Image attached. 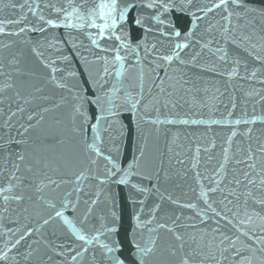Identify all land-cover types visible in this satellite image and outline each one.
I'll return each mask as SVG.
<instances>
[{"label": "water", "instance_id": "1", "mask_svg": "<svg viewBox=\"0 0 264 264\" xmlns=\"http://www.w3.org/2000/svg\"><path fill=\"white\" fill-rule=\"evenodd\" d=\"M215 2L217 0H194L197 6L203 7H211ZM48 3L62 6L64 0H0V26L5 28V32L0 33V63L4 65L0 72L5 74L0 76V84L9 75L12 79L7 82L13 84L12 88L0 93V96L7 97L0 100V169L3 170L0 171V186L8 180L15 163L20 165L16 175L23 178V183L13 193L0 196L16 194L24 197L21 201H9L8 211L0 212V251L5 241L11 239L15 243L31 227L33 233L24 236L11 249L7 264H74L65 249L74 247L75 251H79L84 246V242L75 235L76 230L82 228L89 239L99 230L102 234L98 239L109 247L117 246L122 257L128 256L134 238L143 244L149 235H154L156 254L152 259H167L176 264L183 253L207 244L215 235L209 231L216 226L211 220L198 222L202 219L199 208L183 205L195 203L204 207L203 202L197 199L200 188L211 187L209 179L213 178L212 173L219 165L225 163L228 173L220 185L225 189V195L228 191L227 179L232 177L241 179L240 186L233 185L238 194H242L245 187H252L242 178V173L247 170L245 165L250 163L245 156L250 152L257 164L250 175L258 179L264 174L260 173L264 153L258 151L264 146V60L256 61L247 52L229 44L230 53H238L247 65L241 64L235 69V75L228 76L226 73L234 70L233 64L217 60L205 49L195 62L198 67L193 63L172 62L167 70L171 79H165L163 95L152 83L146 68L143 75L138 68L129 69L125 73L129 83L135 84L138 89L143 81L146 106L142 104L141 109L149 119H141L140 113L133 115L121 111L118 118L107 117V121L116 122L98 123L95 117L100 113L95 105H88L89 123L85 126L77 120L80 130L74 133L69 119L71 96L67 89L58 88L50 79L52 73L45 64L55 61V66L62 69L55 74L57 79H63L69 86L79 85L90 96V79L102 71L104 64L103 60L97 61L94 57L110 55L102 49L105 45L115 46L118 42L97 37V44L93 45L83 32L72 31L70 38L62 27L46 28L44 20L56 15L45 6ZM244 3L253 8L264 7V0H244ZM229 11L233 12L231 21L237 26V34L241 31L247 33L259 44V38L264 36V16L255 11L245 13L243 8L236 9L230 0ZM237 11L243 15L237 17ZM135 15L136 9L130 10L128 23L133 42L142 35V29L132 24ZM225 15L223 7L212 9L197 24H192L189 15L173 9L162 19L166 21V29L169 27L167 21H171V29L178 30L180 36L169 39L156 34V39L160 41L157 47L166 52L173 43L183 41L188 28H192L194 37L189 47L181 52V58L190 59L191 54L199 50L196 40L205 42L215 37L225 26ZM41 16L44 20L40 19ZM209 25L212 27L209 28ZM152 35L149 33V37ZM253 51L264 56V48L258 47ZM37 53H42V56ZM121 55L124 53L121 52ZM138 55L145 56L143 47ZM61 56L66 58L60 59ZM134 59L133 55H128L125 67ZM119 68L120 64L113 62L109 68L111 75L105 79L109 82L115 79L114 69ZM253 69L255 75L249 79ZM160 76H165L163 69ZM169 84L173 87H168ZM169 92L171 96L167 95ZM16 93L21 99L16 98ZM62 99L67 103L61 102ZM157 99L159 103L155 102ZM165 99L171 102L165 105ZM18 106L23 107L24 112H17L9 118L8 111H14ZM41 108H48V111L40 113ZM32 111L38 112V116L29 121L27 116ZM39 115H43V120H39ZM253 117L256 119L253 120ZM157 119L159 122H154ZM92 124H98L95 131ZM94 136L99 137L96 147L102 155H96L82 143L84 140L92 143ZM141 148L143 156H140ZM226 148L227 162L224 161ZM18 153L24 155V161H16ZM106 157H111L119 167H113ZM135 157H140L138 163L133 164L130 174L122 182L124 170ZM237 160L242 163H236ZM28 165H31L30 169ZM108 169L113 175H108ZM81 172L84 175L77 181L76 176ZM49 178L55 183L47 184ZM41 180L46 186L36 193L35 188ZM11 182L16 183L15 180ZM77 187L81 189L79 193L75 191ZM252 190L254 194L264 192L258 187H252ZM66 193L67 199L76 205L75 210L73 204L61 206ZM210 195L216 201L222 198L219 192ZM93 199L96 203L92 205L90 219L82 223L83 213ZM229 199L233 201L231 205H214L218 211L231 209L227 214L238 227L229 226L228 233L239 236L241 242L247 243L252 241L239 231L240 228L264 237V232L260 231L264 227V219L261 218L264 217V206L249 200V208L256 211L246 213L243 195H240L239 201L231 196ZM49 200L54 201L55 208L49 205ZM3 206L0 199V207ZM57 211L62 212V216H55ZM232 212H237V216L233 217ZM208 215L213 214L209 211ZM150 216L154 217L152 222L145 223ZM243 220L248 223H241ZM172 221L177 226L173 231L183 236V250L179 248L180 242L175 240L173 232L156 229L157 223L171 225ZM225 223L220 221L221 231L225 230ZM7 229H12V233ZM149 229H155V232L149 233ZM29 245L34 251L29 261L25 262L23 257L30 250ZM170 246L177 248L175 256L169 255ZM240 246L238 242L236 247ZM255 246L260 247L259 244ZM61 251L64 255L57 254ZM242 254L248 255L247 252ZM238 259L231 255V251L224 252L223 257L217 251L212 264L217 261L219 264H238ZM97 262L103 264L101 249L93 241L75 264Z\"/></svg>", "mask_w": 264, "mask_h": 264}, {"label": "snow or ice", "instance_id": "2", "mask_svg": "<svg viewBox=\"0 0 264 264\" xmlns=\"http://www.w3.org/2000/svg\"><path fill=\"white\" fill-rule=\"evenodd\" d=\"M233 7L236 9L243 8L245 13L247 11H255L259 12L262 16H264V7L262 8H253L249 7L244 3V0H230ZM48 8H51L53 13L56 15L52 18H48L44 20L41 16L40 19L44 20L45 27H53V28H64L66 30V35L70 37V33L72 31L83 32L88 38L91 40L93 45L97 44V37L103 38L107 40H115L118 43L115 46L105 45L102 49L105 53L110 55H105L104 57L95 56L94 59L97 61L103 60V69L100 71L95 78L90 79V84L92 85V94L89 96L86 90H81L79 85L69 86L67 83L63 81V79H57L56 73L58 71H62L55 66V61L51 63L45 64L46 67L50 68L52 75L50 79L56 84L58 88L67 89L71 96V103L69 104V119L72 124V131L74 133H78L80 128L77 125L76 121L80 120L85 126L89 123V116L87 114V106L95 105L97 111L100 115L95 117L98 123L107 122L109 124L116 121H107V117L118 118L121 111L131 112L133 115L140 113L141 119H149V117L143 114L141 109V105L145 104V93H144V84L141 81L138 89L135 84H131L125 77V73L132 68H138L141 72V75L144 73V69H147L148 74L152 78V83L155 87L158 88L159 94H165V79H171L168 77L167 70L171 67L173 61H179L180 64L193 63L194 66H199L195 64L197 58L201 55L205 49L208 54L215 57L217 60L229 61L233 64V71L227 72L228 76L235 75V69H238L241 64L247 65V61L242 60L238 53H230L228 45L231 44L237 49H241L242 51L247 52L249 56H252L256 61L264 60V56L259 53L253 51L254 49L260 47L264 48V36H261L260 43L256 44L253 41L251 35L240 32L237 34V26L232 23L231 17L233 16V12L229 11V0H217V2L212 3L211 7H203L197 6L194 3V0H182V2H177V0H64L62 6H58L55 3H48L45 5ZM23 7V5H21ZM223 7L225 15L223 19L226 21L225 26L220 30V32L215 37L208 38L205 42H202L200 39L196 40V44L199 45V50L195 51L191 54L190 59L181 58V52L188 48L192 38L194 37V30L192 28H188L185 33V38L183 41H177L173 43L166 52H162L161 48L157 47V44L160 43L156 39V34L164 38L171 37H179L180 32L178 30L173 31L171 29V21H167L169 27L166 29L165 19L162 17L166 16L173 9H178L182 12H185L191 18L192 24H197L199 20L203 19V17L212 9ZM39 8V4H37V9ZM136 9V15L132 19V24L136 27L142 29V35H140L134 42L131 40V28L128 23V14L130 10ZM32 10V9H30ZM35 11V10H32ZM237 17L243 15V13L237 11L235 13ZM19 22V21H17ZM11 23V21H9ZM231 25V27H229ZM212 26L209 25V28ZM37 30V29H34ZM43 31V29H38ZM23 31V29H20ZM5 32V28L0 26V33ZM149 33L153 34L149 37ZM71 38V37H70ZM99 47V45H97ZM143 47L145 56L141 57L138 55V51ZM75 48V45H73ZM86 51V50H85ZM33 52H36V49L33 48ZM121 52L124 55H121ZM77 56L80 55L79 52L76 53ZM38 56H42V53H37ZM128 55H133L135 59L132 63H126V57ZM66 57L61 56L60 59H65ZM146 61V63H145ZM120 64L119 69H114L116 78L109 82L105 79L111 75L109 72V68L112 67V63ZM4 65L0 63V69H3ZM164 70L165 76L162 78L160 76V70ZM71 74V73H69ZM4 72H0V76H4ZM255 75V69H253L251 75H249V79ZM91 76V74H90ZM12 77L6 76L5 82L0 84V93H3L7 89L13 87V84L8 83ZM158 81V83H157ZM168 87H173V85L169 84ZM16 98L21 99L19 93H16ZM168 96H171V93H167ZM107 99H104V98ZM7 97L0 96V100L6 99ZM149 98H151V85L149 86ZM63 103H67L62 99ZM159 103L157 99L155 101ZM171 101L165 99L164 103L167 105ZM27 103V101H25ZM235 105H233L234 107ZM48 108L39 109L40 113L47 112ZM17 112H24L23 107H16L15 110H9L7 115L9 118L14 116ZM38 116V112L32 111L27 116V120L32 121L34 118ZM43 115H39V120H43ZM253 120L256 118L253 117ZM37 120V123L39 122ZM154 122L158 123V119ZM5 124L7 125V120H5ZM32 127L31 124L28 125ZM92 129L95 131L98 127V124H92ZM27 131V129H24ZM235 132H233V135ZM99 137L94 136L92 143H87L86 140L82 141L84 146L91 151H94L96 155H102L99 148L96 147V141ZM231 139V137H229ZM19 143V141H17ZM260 153H264V146L258 149ZM144 152L141 148L140 156H143ZM25 157L22 153H18L16 156V161H24ZM109 163L112 164L113 167H119L111 157H106ZM140 157H135L133 162H130L127 169L124 170V177L126 179L127 175L130 174V169L133 167V164L138 163ZM228 150L227 148L224 150V161L227 162ZM245 160L250 163L246 164V171L242 173V178L247 181L248 186L258 187L259 189H264V174L259 175L257 179L256 176L250 175V173L257 168V164L254 160V155L250 152L247 156H245ZM39 163V161H37ZM236 163H242L237 160ZM29 169L31 165L27 166ZM20 165L19 163H15L12 171L8 175V180L0 186V194L3 193H13V190L20 184L23 183V178L16 175L19 171ZM0 171H3L0 169ZM108 175H113L111 169H108ZM260 173H264V159L261 160ZM84 173L81 172L80 175L76 176V180L79 181L81 176ZM199 175V174H198ZM211 179H209V183L211 187L201 186L197 199L201 200L204 204V207H199L198 204L189 203L183 205L187 208H199V215L202 217L199 220V223H204L207 220H211L215 227H212L209 231L214 233L215 235L211 237L207 244L203 246L198 245L197 248L191 249L187 253H183L181 258L176 264H212L215 260V253L218 251L221 253V257H223V253L226 251H231V255L233 257H238V264H264V237H258L254 234V232H246L244 229L240 228L239 231L248 238V240L252 241V243L241 242L240 237L237 235H233L228 233L229 226L238 227L233 224V220L229 218L228 212L231 209H221L220 211L214 207L215 204H228L231 205L233 201L229 199V197H234L239 201L240 195H243L244 198V208L247 213L249 210L255 213V209L249 208V200H251L254 204H258L264 206V192H257L254 194L252 187H245L242 194L237 193V188L233 187L240 186L241 179L232 177L231 179H227L228 191L225 195V189L220 187V185L225 181L228 177V173L225 170V163H221L219 167L212 173ZM15 180L16 183H12L11 181ZM55 180L47 179V184H54ZM46 186L45 181L41 180L39 186L35 188L36 193H40L42 189ZM135 187V185H134ZM77 193L81 191L79 187L75 189ZM147 191V189H144ZM219 192L222 194V198L219 201L213 200L210 194ZM68 194H65V200L62 202L61 206L64 207L67 204H73V209L75 210L76 205L69 199H67ZM2 199L4 206L0 207V212L8 211L7 204L9 201H21L24 199L22 195H2L0 196ZM37 199H40L37 196ZM171 199V197H169ZM174 203L176 201H173ZM49 205L55 208V203L52 200L48 201ZM87 203V202H86ZM96 201L93 199L91 204H88L87 210L83 213L82 223L87 222L90 219V214L92 212V205H94ZM237 208L240 207L239 203L236 205ZM154 211V210H153ZM211 211L212 216L208 215V212ZM233 217L237 216V212L231 213ZM54 215L57 217L62 216V212H54ZM256 215H260L256 213ZM218 218V219H217ZM264 219V217H261ZM51 219V217H49ZM154 217H149V220L145 223H151ZM251 219V217H249ZM225 221L226 223L223 225L224 231H221L220 221ZM47 223V221H44ZM241 223H248L247 220L241 221ZM177 227L175 221H172V224L169 225L167 223H157L156 229H167L170 232H173V236L176 241H179V248L183 250L184 248V239L183 236L173 231V229ZM9 233H12V229H7ZM106 231H111V229H107ZM261 232H264V227L260 229ZM155 229H149V233H154ZM33 233V228L29 227L24 232V236H28ZM83 233V234H81ZM102 233L99 230H96L95 235L89 239L88 235L84 230L77 229L75 235L78 240L84 242V246L80 247L79 251H75L74 247H68L65 249L66 252L70 254L71 261L75 262L79 257L82 256V253L87 252L88 245H91L93 241L99 245L101 249V258L103 264H173L172 261L167 259H158L153 260L152 257L156 254V237L154 235H149V237L144 241L143 244L137 242L135 238L133 239L127 257H122L118 254L117 246L109 247L108 244L102 243L98 237ZM203 235V234H202ZM24 236L19 237L12 243L11 239L4 242V248L0 251V264H7L9 259V252L12 248L19 244L20 240L24 238ZM218 237V239H217ZM240 242V247L237 248V243ZM259 244L260 247H256L255 245ZM28 251L24 254L23 259L25 262L29 261L32 256V252L34 249H31V245H29ZM74 252V254H72ZM177 252L176 247H169L168 253L171 256H175ZM242 252H247L248 255H243ZM58 255H64V251L58 252ZM19 255V253H17ZM95 259V258H94ZM99 264V262H97ZM216 264H219L217 261Z\"/></svg>", "mask_w": 264, "mask_h": 264}]
</instances>
